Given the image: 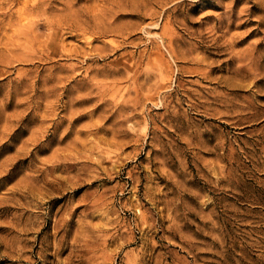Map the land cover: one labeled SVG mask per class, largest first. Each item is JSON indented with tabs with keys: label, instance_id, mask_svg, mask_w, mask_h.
Masks as SVG:
<instances>
[{
	"label": "rangeland",
	"instance_id": "rangeland-1",
	"mask_svg": "<svg viewBox=\"0 0 264 264\" xmlns=\"http://www.w3.org/2000/svg\"><path fill=\"white\" fill-rule=\"evenodd\" d=\"M0 264H264V0H0Z\"/></svg>",
	"mask_w": 264,
	"mask_h": 264
}]
</instances>
